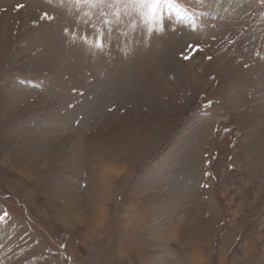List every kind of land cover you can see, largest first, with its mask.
Returning <instances> with one entry per match:
<instances>
[{
	"label": "rangeland",
	"instance_id": "374dc122",
	"mask_svg": "<svg viewBox=\"0 0 264 264\" xmlns=\"http://www.w3.org/2000/svg\"><path fill=\"white\" fill-rule=\"evenodd\" d=\"M145 11L0 0V264H264V3Z\"/></svg>",
	"mask_w": 264,
	"mask_h": 264
},
{
	"label": "snow or ice",
	"instance_id": "6c2138e0",
	"mask_svg": "<svg viewBox=\"0 0 264 264\" xmlns=\"http://www.w3.org/2000/svg\"><path fill=\"white\" fill-rule=\"evenodd\" d=\"M85 2H92L95 5V3L103 4L105 0H85ZM120 2L121 0H116V3H120ZM261 2L264 3V0H261ZM127 3L132 5H138L139 9H146L143 15L146 17V19L149 22H152L161 19V13L167 4V0H127ZM18 7H22V5ZM118 14H119L118 12L114 13V15H118ZM45 16H47V13H45ZM97 47L100 48L103 47L102 37L98 40ZM195 47H197L198 49V46ZM7 215L8 214L5 213L3 216H0V222L4 221Z\"/></svg>",
	"mask_w": 264,
	"mask_h": 264
}]
</instances>
